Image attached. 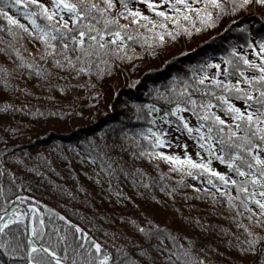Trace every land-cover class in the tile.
Returning a JSON list of instances; mask_svg holds the SVG:
<instances>
[{
    "label": "snow or ice",
    "instance_id": "snow-or-ice-1",
    "mask_svg": "<svg viewBox=\"0 0 264 264\" xmlns=\"http://www.w3.org/2000/svg\"><path fill=\"white\" fill-rule=\"evenodd\" d=\"M253 5L264 9V0H0V86L30 95L17 84L28 77L45 92L82 88L84 84L73 83L77 77L95 74L99 79L111 74L117 62L215 29ZM260 19L264 21V12ZM238 31L241 39L230 42L218 58L205 57L153 90L167 108L155 102L135 105L134 119L148 127L123 130L128 147L89 138L69 149L78 163L90 166L91 172L83 174L97 186L107 183L109 191L121 176L139 175L140 183L150 186L141 169L127 170L120 153L146 158L157 169L164 164L168 172H160L162 191L173 197L179 188L193 189L197 195L192 198L223 206L225 211L215 214L236 232L200 216L183 217V228L176 229L121 216L139 239L126 237L120 243L119 234L113 232L109 239L107 230L102 238L95 223L82 226L47 205L42 211L41 201L27 195L31 189L22 180L16 183L15 173L0 164V176H9V186L0 183V264H218L216 256L222 253L212 240L220 235L241 256H252L249 264H264V31L248 24ZM26 36L35 50L25 46ZM10 109L17 110L4 105V111ZM171 131L186 134L196 151L178 141L183 152L162 150L172 147ZM56 150L62 151L60 146ZM6 154L8 147L0 150V157ZM36 159L51 163L39 153ZM29 170L44 175L38 167ZM169 173L174 184H168Z\"/></svg>",
    "mask_w": 264,
    "mask_h": 264
},
{
    "label": "trees",
    "instance_id": "trees-1",
    "mask_svg": "<svg viewBox=\"0 0 264 264\" xmlns=\"http://www.w3.org/2000/svg\"><path fill=\"white\" fill-rule=\"evenodd\" d=\"M10 11L16 14L14 9ZM261 12L264 9L260 6H250L236 16L226 17L215 29L194 33L191 38L181 37L175 42L169 41L163 48H154V54L145 52L131 61L117 62L111 74L105 72L99 79L95 74L91 79L87 76L77 77L73 83L85 86L71 88L65 93L45 92L36 85L35 79L28 77L22 78L17 84L21 89L27 87L30 95L12 89L5 91L0 86V140L4 141L0 143V150L4 147L10 149V154L0 157V164L15 173L18 177L16 183L22 180L31 189L27 195L41 201L38 207L42 211L47 205L82 226L95 223L101 226L102 230L96 235L102 238L103 230H107L109 239L113 232L118 233L120 243H125L126 237L139 239L130 224L120 221L121 216L140 224L152 220L173 229L183 228V217L200 216L212 224L230 227L236 232L226 220L215 214L224 212L223 206L192 198L197 195L193 189L179 188L173 197L167 191H162L164 182L160 180V172H168L164 164L157 169L155 162L150 164L146 158L134 160L128 153H120L127 170L141 169L147 174L144 183L150 186L144 187L139 175L127 178L121 176L118 181H113V188L109 191L107 183L102 187L97 186L83 174L91 172L90 166L78 163L74 152L69 149L80 147L89 138L97 142L103 138L107 143L128 147L121 138L122 131L148 127L146 121L134 119L135 105L155 102L167 108L165 101L157 100L153 90L162 88L172 76L183 74L189 65L205 57L218 58L220 51L226 49L230 42L241 39L243 34L238 31L241 24H248L256 31H264ZM24 43L30 50H35L36 45L27 36ZM135 47L140 51L139 45ZM5 104L14 105L17 110L4 111ZM172 132L177 135V140H172L171 148L162 150L183 152L182 147L176 146L178 141L181 144L187 142L191 153L196 151L193 141L186 134ZM56 146H60L62 151L58 152ZM130 151L132 149L129 147ZM38 153L51 163L44 164L36 159ZM12 156L18 157L19 161L12 159ZM65 156L68 159H64ZM214 166L223 168L218 162H214ZM32 167H38L44 175L36 176L29 170ZM172 176L174 174L169 173L168 184L175 183ZM192 182L199 186L198 181ZM0 183L9 186L8 172L0 176ZM56 185L64 186L66 191L61 193ZM68 192L72 195L69 196ZM185 194L189 199L184 198ZM225 215L228 213L225 212ZM226 239L220 235L212 240L222 253L216 256L218 264H249L253 257L241 256L237 249L223 243Z\"/></svg>",
    "mask_w": 264,
    "mask_h": 264
},
{
    "label": "rangeland",
    "instance_id": "rangeland-1",
    "mask_svg": "<svg viewBox=\"0 0 264 264\" xmlns=\"http://www.w3.org/2000/svg\"><path fill=\"white\" fill-rule=\"evenodd\" d=\"M176 136L177 135L174 132L171 133V138H172L173 141L177 140L178 137H176Z\"/></svg>",
    "mask_w": 264,
    "mask_h": 264
}]
</instances>
